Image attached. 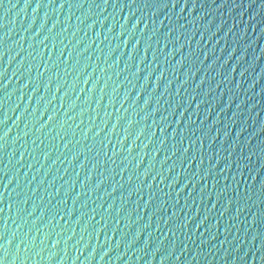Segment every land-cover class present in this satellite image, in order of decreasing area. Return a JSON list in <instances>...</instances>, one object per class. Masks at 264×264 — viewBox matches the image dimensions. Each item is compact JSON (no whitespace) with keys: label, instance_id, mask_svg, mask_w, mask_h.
I'll list each match as a JSON object with an SVG mask.
<instances>
[{"label":"water","instance_id":"1","mask_svg":"<svg viewBox=\"0 0 264 264\" xmlns=\"http://www.w3.org/2000/svg\"><path fill=\"white\" fill-rule=\"evenodd\" d=\"M67 2L72 3L73 8L69 9L67 3L63 8L58 7L61 0H41L39 8L35 7L36 0H0V72L3 73L0 85L7 81L0 87V133L8 130V135L0 140V144L6 145L0 149V233H4V238L16 234L8 246L7 259L11 260L15 253V264H20L21 260L24 264H241V255L247 253L245 260L249 264H261L260 237L253 240L252 236L255 232H264V226L252 225L250 220L244 223L250 215L248 208L230 221L235 202L222 217L220 212L233 196L234 180L240 182L242 197L244 189L252 186V201H245L252 211L264 206L258 202L253 204L259 195V181L264 177V163H261L264 156L260 153V148L264 147V0H194V8L191 6L193 0H188L183 11L185 0H109L106 8L101 0H94L101 4L103 12L95 5L88 8L93 0H86L81 8L75 7L79 0ZM173 2L175 7H172ZM163 3L168 7H163ZM108 27H112L111 32ZM97 33L100 35L96 36ZM149 35L152 38L147 41ZM158 38L160 44L156 43ZM166 38L168 44L164 47ZM125 39L127 43L123 42ZM148 42L152 47L140 63L139 57L145 55ZM63 48L61 56L59 50ZM109 49H112L111 55H107ZM129 53L133 54L131 60ZM153 55L156 61L150 63ZM59 56L60 60L66 58L72 71L56 61ZM117 58L119 63H113ZM163 69L166 72L159 81L156 73ZM148 72L152 75L146 80L144 76ZM49 78L51 83L45 88ZM168 80L172 83L166 90L164 84ZM58 82L59 90L56 88ZM156 82L159 87L153 91ZM177 87L179 92H176ZM125 95L128 99L121 103ZM148 97L151 100L145 105ZM72 103L75 106L69 110ZM176 103L185 105L181 109V113L185 112L183 116L179 110L173 111ZM152 108H158L159 112L153 113ZM53 112L56 117L48 121ZM5 115L6 121L3 120ZM161 116H166L164 123L169 124L163 134L159 131ZM175 120H182V123H174ZM58 121L67 122L61 128ZM182 126L185 137L190 134L189 129L195 128L197 137L208 129L203 148L197 142L194 149L197 160L201 152L204 154L203 165L187 164L179 152H174L173 130ZM241 128L243 131L237 136ZM98 129V134L93 135ZM141 129L143 134L136 138ZM168 133L165 144H159ZM214 135L216 140H212ZM66 140H71L67 148L64 147ZM230 142L235 143V150H229L232 151L229 157L225 149ZM129 145H132L131 151H128ZM156 147L160 151H155ZM241 147L245 156L253 150L251 163L244 161L248 168L244 169L243 176L236 172L233 163ZM100 148L104 151H99ZM45 152L48 153L46 157ZM214 154L221 159L210 161L209 157ZM166 155L169 158L163 162ZM225 158L232 167L218 174L219 184L215 185L211 177L200 180L210 163L223 168ZM29 164L32 166L28 167ZM172 164L176 167L169 172ZM218 168H213V173H217ZM161 170L166 177L164 181L156 176ZM89 174L85 188L90 192L76 197L75 205L72 193L66 204H57L68 187L64 181H75L73 192H80L81 182ZM153 176L156 178L152 179ZM176 176L178 183L167 186L168 180ZM189 176L195 184L186 180ZM29 180L31 184H27ZM97 181H101L99 188L91 190ZM18 182L19 187L9 193ZM202 184L206 185L205 194L212 193L204 200H201ZM225 184L227 190L221 192V201L212 208L210 201L215 200V193ZM147 185L159 189L156 203L149 202V207L144 205L149 192ZM137 186H141L140 192L133 190ZM56 187H60L61 192L50 196ZM33 188L35 192L31 191ZM129 190H133L131 196H128ZM16 192L21 196L17 197ZM162 193H170L171 198L167 199ZM85 197L88 199L86 207ZM9 199L19 201L11 210ZM176 200L179 202L175 203ZM160 202L165 203L166 211L161 209L165 215L177 213L175 221L183 222L188 216L193 217L186 229H177L173 236L163 219L160 227L156 226L160 214L152 216L150 207L155 208ZM121 204L131 214L126 222L121 220L115 224V209ZM34 207L36 211L32 212ZM57 207L68 214L57 217L53 222L57 227L52 228L47 224L48 210L55 212ZM94 207L96 215L85 223L87 215L84 217L82 213L91 215ZM17 208H25L32 214L26 216L25 213L22 223L16 217ZM101 215L106 217L107 227L97 232L98 223H105ZM205 215L207 219L193 233L195 224ZM149 217L152 222L144 227ZM5 218H8L7 225H4ZM225 224L229 225L227 232ZM112 227H116L115 234ZM45 232L50 233L46 239ZM121 233H125L123 239H119ZM217 233L215 239H208ZM69 234L72 238L66 240ZM21 237L28 239L32 246L26 248L20 243L17 252L16 245ZM32 237L34 240L30 239ZM133 237L135 242H131ZM202 239L205 243L201 245ZM54 240L60 243L53 245ZM173 240L175 248L171 246ZM181 241L187 248H183ZM221 241L225 242L221 244ZM3 251L0 249V256Z\"/></svg>","mask_w":264,"mask_h":264},{"label":"snow or ice","instance_id":"2","mask_svg":"<svg viewBox=\"0 0 264 264\" xmlns=\"http://www.w3.org/2000/svg\"><path fill=\"white\" fill-rule=\"evenodd\" d=\"M85 2H86V0H79V2L75 4V7L76 8L84 7L85 6ZM87 2H88V0H87ZM66 3H67V6H68L69 9L73 8L74 5L72 3H68L67 0H61V3L59 5H57V6L60 7V8H63ZM101 3L106 8L108 6V4H109V0H101ZM187 3H188V0H185L184 6L181 7V11H183L184 7L187 6ZM93 5H95V7L98 8L101 12L104 11V8L101 7V4L94 3V0L91 3H88V8L91 9L93 7ZM25 6L27 7V2H26V5ZM41 6H42L41 0H36L35 7L36 8H39ZM43 6L47 7V5H43ZM112 6L115 7V8L117 7L116 3H114V2L112 3ZM175 6H176V4H175V2H173L172 3V7H175ZM191 6L193 8L195 7L194 0H193V3L191 4ZM13 7H15V5H13ZM163 7H168V4L167 3H163ZM157 8H159V5H157ZM92 23L94 24L95 21H93ZM138 23H139V21H138ZM153 23H155V22H153ZM54 26H55V21L53 22V27ZM133 27H135V25H133ZM61 31H64V29H61ZM108 31L111 32L112 31V27L111 28L108 27ZM170 31H171V29L168 30V32H170ZM73 35H75V32H73ZM99 35H100V33H97L96 34V36H99ZM151 38H152V36L149 35L147 37V41H150ZM45 39H47V37H45ZM105 39H107V37H105ZM123 42L124 43H127V39H125ZM139 42L140 41L137 40V43H139ZM76 43L79 44L80 41L78 40ZM156 43L157 44H160L161 43V41H160L159 38L156 40ZM53 44L55 46V39L54 38H53ZM167 44H168V38L165 39V42H164V45L163 46L166 47ZM90 46L91 45H88V47H90ZM65 47H67V46H65ZM116 47H119V45H117ZM151 47H152L151 43L148 42L146 44V46H145V49H144L145 55L143 57H139V62L140 63H143V61L147 57L148 49L151 48ZM135 50H136V48H135ZM176 50H179V49H176ZM59 51H60V55L63 56L64 55L65 48L60 49ZM153 51L155 53V50H153ZM111 53H112V49H109L107 55H111ZM76 55H79V52H76ZM132 55H133L132 53H129V55H128L129 60L132 59ZM197 59H199V57H197ZM214 60H215V57H214ZM56 61H59L60 63L65 64L68 67V70L69 71H72L73 70V67H70L66 63V58L65 57H64L63 60H60V56H59V57L56 58ZM56 61L54 63H56ZM152 61H156V55H153L152 56V60L150 61V63ZM200 62L203 63L202 60ZM113 63H119V58H117L116 60H114ZM194 63H195V61H194ZM86 66L87 65H85V67ZM37 67H39V64H37ZM45 67H47V64L45 65ZM109 67H111V65H109ZM58 71H59V69H58ZM137 71H140V69L137 68ZM165 72H166V69H163V70L158 71L156 73V78L160 81V79L164 76ZM157 74H159V75H157ZM0 75H3V73L0 72ZM77 75H79V72H77ZM151 75H152L151 72L146 73L145 76H144V79L147 80L148 77L151 76ZM225 79H228V76H226ZM51 80L52 79L49 78L48 81H47V83L44 84V87L45 88L48 87V85L51 83ZM85 82H87V80ZM171 83H172V81L171 80H168L164 84V87H165L166 90H167L168 86L171 85ZM179 83L180 84H183L184 82L183 81H180ZM201 83H203V81H201ZM6 84H7V81H5V85ZM5 85H0V87H3ZM198 86L199 85H197V87ZM156 87H159V83H157V82L153 84L152 90L154 91ZM56 88H57V90L60 89V83L59 82L56 84ZM81 91H83V89H81ZM102 91H103V89H102ZM113 91H115V89H113ZM209 91H211V89H209ZM176 92H179V87L176 88ZM162 94L163 93H161V95ZM65 95H66V93H65ZM101 98H103V97H101ZM127 99H128V97H127V95H125L124 98H123V100L121 101V103H124ZM150 100H151V97H148L147 99H145L144 104L147 105L150 102ZM62 101H63V98L61 97V102ZM111 102L112 101L110 99L109 100V103H111ZM133 102H135V101H133ZM157 103H159V99L158 98H157ZM74 106H75L74 103H72L71 106L69 107V110H71V108L74 107ZM182 108H185V105L181 106L180 103H176L175 104V107L173 108V111L179 110V114L183 116L185 114V112L184 113H181V109ZM83 111H84V109H81V112H83ZM151 111L153 113H156V112H159V109L158 108H152ZM54 117H56V113L55 112H53L51 115L48 116V121H52ZM7 118H8L7 115H5L4 118H3V120L6 121ZM145 119H146V117H145ZM165 119H166V116H161L160 117V125L161 126L159 128V131L162 134L165 132L166 129L169 128V124L164 123V120ZM205 119H207V118H205ZM118 120H119V117L117 118V121ZM0 122H2V121H0ZM66 122L67 121H63L61 123V121H58V124L62 128L63 127V124L66 123ZM129 123H131V122L129 121ZM154 123H155V121H154ZM174 123L181 124L182 123V120H175ZM184 123H186V121H183V124ZM41 127H43V125H41ZM53 127H56V125H53ZM201 127H203L202 124H201ZM113 128H115V124L113 125ZM143 131H144L143 129L138 130L137 133H136V138H138L140 135H142L143 134ZM173 131L175 133V136L173 137V143L175 145L174 152H179L180 156H182L183 158H185L187 160V164L188 163L195 162V166L196 165H203V163H204V154L201 152L200 157H199V160H197V156L195 154L194 149H195V146H196L197 142H199L200 145H201V148H203L204 139H206L207 136H208V129H207V132L202 133V135L200 137H197L196 136V129L195 128L189 129L190 134L187 137H185L182 134L183 131H184V127L183 126L180 127L179 129H174ZM241 131H243V128H241L239 130V132H237L236 135L239 136ZM86 132H87V130H86ZM86 132L84 134L85 138H86ZM98 132H99V129L97 130L96 133H93V135H97ZM125 133H127V128H125ZM7 135H8V130H5L2 133H0V140H2ZM57 135H59V132H57ZM72 135H74V133H72ZM149 135L151 136V135H153V133H149ZM168 139H169V133H168V135H164V138L163 139H160L159 144L164 145L165 144V141H167ZM216 139H217L216 135L212 136V140H216ZM227 139H228V137H227ZM249 139H250V137H249ZM185 140H187V142H188V146L187 147H185ZM69 143H71V140H66L65 143H64V147L67 148ZM117 143H119V141H117ZM245 144H246V142H245ZM4 147H6L5 144H0V149H3ZM131 148H132V145H129L128 151H131ZM230 149L233 150V151L235 150V143L234 142L228 143V148L225 149V151L228 152V156L229 157L232 155V151H229ZM89 151H91V149H89ZM99 151H104V149L103 148H100ZM155 151H157V152L160 151V148L159 147H156ZM260 153H261L262 156H264V147H261L260 148ZM104 154L107 155L106 152ZM172 154L173 153H169V155H172ZM252 154H253V150L250 149L249 150V153H248V156H245L244 155V152H243V147H241V149L239 150V152L236 153V159H235V161L233 163L235 164L236 172L238 171L241 176L244 175V169L245 168H248V164L244 163V161L245 160H248V163H251L250 156ZM47 155H48V153L45 152L44 153V156L46 157ZM112 156L115 157L116 156V153L113 152ZM20 158L21 159L23 158V152L22 151L20 153ZM168 158H169L168 155L164 156L163 162L166 161V160H168ZM123 159H127V157H123ZM209 159H210V161L212 159H215L216 161H219L221 159V157L219 155H215L214 154L213 156L209 157ZM53 163H55V161H53ZM113 163H115V160H113ZM181 163H184V160L183 159L181 160ZM261 163H264V160H262ZM242 164H243V167H241ZM31 166H32L31 164L28 165V167H31ZM95 166L96 165L94 164L93 167H95ZM175 167H176V165L175 164H172L169 167L168 171L171 172L172 169H174ZM230 167H232V163H229V160L227 158L224 159V166H223V168H218V165L217 164L210 163L209 164V167L207 168V170L204 171L203 174L200 176V180H204L205 177H211L213 179V181L215 182V185L216 184H219V179L217 178L218 177V174L220 172H223L224 169L230 168ZM213 168H218L217 173H213V171H212ZM5 170H6V172H8L7 167H5ZM121 171H123V168L121 169ZM162 172H163V170H161V172H157L156 173V176H159L160 180L161 181H164L166 179V177L162 174ZM25 175H26V173H25ZM45 175H47V173H45ZM90 175L91 174H89V176H86L85 177V180L81 182V185L83 186V188H82V191H80V192H77V191L73 192V189L75 187V181H73L72 183H69L68 181H64V184H67L68 187L65 190L62 198L57 201V204H66L67 199H69V193H72L71 198L73 199V203L75 205L77 203V201L75 199L76 197L83 196L85 191H89L90 192V189H86L85 188V184L90 179ZM147 175H148V171L146 170L144 172V176L146 177ZM178 175L179 174H177V176ZM192 175L195 176L196 173H193ZM156 176H153L152 179H155ZM177 176L176 177H173L170 180H168V185L167 186L171 187L172 185H176L178 183V181L176 179ZM33 179H35V177H33ZM53 179H55V177ZM130 179H131V177H129V180ZM253 179H256V177L254 176ZM186 180H190L193 184H195V182H196V181L192 180V176H189ZM11 182H12V177L9 178V183H11ZM9 183H7V184L4 185V188L5 189L8 188V184ZM40 183H43V180H41ZM100 183H101V181H97L95 183V185H93V187L91 188V190L94 191L95 189L99 188ZM27 184H31V181L29 180L27 182ZM239 184H240V182L238 180H234L233 196L231 198H229L225 202L224 207H223V209L220 212V217H222L224 215V213L228 212L229 209H230V207L232 206V204L235 202L236 203V207H235V210L229 216V220L230 221L231 220H234L236 217H239L240 216V213L245 208H248L249 209V212H250V215H249L248 219H246L244 221V223L245 224H248L249 223V220H250L252 225H255V224L259 223L261 226H264V206L260 207L257 211H252L251 205L245 203V201H252V195H250V193H253V188H252V186L246 187L244 189V194H243V197H242L240 195V187H239ZM17 187H19V182L17 183L16 186H14L9 191V193H11L13 191V189H15ZM38 187H39V184L37 185V188ZM120 187H123V185L121 184ZM147 187L149 188V192L147 194V200H144V205L146 207H149V202H152V204H155L156 203V201L158 199V197H157V191L159 189L158 188L157 189H153V187L150 186V185H147ZM205 187H206L205 184H202L201 185V200L207 199L208 197H211L212 196V193L211 192H208L206 194L204 193L203 190H204ZM227 188H228V185L225 184L224 187L220 190V192H216L215 193V200H211L210 201V203L212 205V208H215L216 207V204L221 201V199H222L221 192L226 191ZM133 190L136 191V192H140L141 191V186H137ZM133 190H129L128 191V196H131L132 195V191ZM22 191H23V189H22ZM31 191L32 192H35L36 191V188L31 189ZM112 191L113 192L116 191V187L115 186H113ZM60 192H61L60 187H56L55 190L53 192H51L49 195L52 196V197H55ZM258 193H259V195L257 197V200L256 201H253V204H255V203L258 202L261 205H264V177H262L260 179V181H259V190H258ZM162 194L165 197H167V199H170L171 198V194L170 193H162ZM16 196L17 197H20L21 196V193L20 192H16ZM41 199H43V198H41ZM139 199H140V197L138 196L137 197V200H139ZM187 199H188V197H185V201H187ZM83 200H84V207H86L87 206V200H88L87 197H85ZM178 202H179L178 200L175 201V203H178ZM18 203H19L18 200L9 199V209L11 210L12 207L14 205H17ZM25 203H27V200H25ZM48 203L50 204L51 203V200H49ZM109 207L112 208L113 205L110 204ZM161 209H165V211H166V206H165V203L164 202H160L159 205L157 207H155V208L150 207V211L152 213V216H157V213L160 214V215L157 216L156 226L157 227H160V220L163 219L165 225H169L168 231L171 232L173 234V236L176 235L177 229H180V230L186 229L187 224H188V221L193 219L192 216H188L187 220H184L183 222L175 221V217L177 215V213L175 211L171 212L170 214L168 213L167 215H165V212H162ZM0 211H2V209H0ZM35 211H36V207L33 208V211L32 212H35ZM43 211H44V209L42 208L41 209V212H43ZM32 212H27L25 210V208H17V216L16 217H19L21 219L22 223H23V222H25L26 216H30L32 214ZM96 212H97V210L94 207V208H92L90 210L91 215H89L87 213H82V215L84 217L87 215V219L85 220V223H87V221L92 220L93 217L96 215ZM121 212H124V215L123 216L120 215ZM25 213H26V216L24 215ZM115 213H116V217H114L115 224H119L121 222V220H125V222H126L127 217L131 214V212H128L127 210H125L123 204H121L118 208L115 209ZM67 214L68 213L65 212L64 209H61V208H58V207L56 208V211L55 212H53V211H51V209H49L48 210V215L50 216V219L47 221V224L50 225L52 228H55V227H57V225L55 223H53V222L54 221H57V217H61L62 218L63 215H67ZM166 216L168 218H165ZM139 218L140 217H137V219H139ZM206 219H207V215H205L204 218L200 219L199 222H197L195 224V227L192 229V232L194 233L195 232V229L196 228H199L204 223V220H206ZM217 219L219 220V217ZM7 220H8V218H5L4 225H7ZM101 220L102 221H105V223H98V226L96 228V231L97 232H99V231H101V230H103V229H105L107 227V221H106V217L104 215H101ZM170 221H171V223H170ZM151 222H152L151 221V217H149V223L148 224H145L144 227H149V225H150ZM20 226L21 225H17V227H20ZM41 227H44V225H41ZM63 230L64 229L61 228V231H63ZM228 230H229V225L228 224H225L224 231L227 232ZM37 231H40V229H37ZM112 231L115 234L116 227H112ZM15 235L16 234L13 233L12 235L4 238V233H0V238H3V242L0 243V249H4L3 255L0 256V264H15V261L17 259L15 253L12 254V259L11 260H8L7 259L9 257L8 246L12 243V240L15 238ZM49 235H50V233L45 232L44 239H46ZM57 235H59V233H57ZM124 235H125V233H121L119 239H123ZM216 235H218V233L217 234H214L213 236L209 237L208 239L209 240L215 239L216 238ZM135 236L136 237L139 236V231L135 234ZM257 236L260 237V248L262 249V251H261V264H264V232H255L254 235L252 236V239L255 240ZM25 237H26V234H25ZM25 237H21L20 241L17 243V245H16L17 252L20 250V243H24L26 248L32 246L31 243H29V240L26 239ZM71 238H72V235L69 234L66 237V240H70ZM188 238L189 239L192 238L191 234H188ZM30 239H33L34 240V237H32ZM131 242H135V237H133V240ZM193 242H195V241H193ZM224 242L225 241H221V244H223ZM58 243H60L59 240H54L53 241V245L58 244ZM181 243L183 244V248H187V244L186 243H184L183 241H181ZM204 243H205V240H203V239L200 240V244L201 245L204 244ZM171 246L173 248H175V246H176V241L175 240L172 241ZM197 247L199 248V245H197ZM213 247H215V245H213ZM237 247H239V245H237ZM183 248L181 249V251H183ZM40 251H43V249H41ZM209 251H211V249H209ZM51 255L52 254L50 253L49 254V260H51ZM194 255H198V253H194ZM246 255H247V253H244V254L241 255V257H240L241 264H249V262H247L245 260V256ZM24 259L26 260L27 259V256H25ZM176 259H178V257ZM20 264H24L23 260L20 261ZM56 264H59V262H56ZM185 264H187V262H185Z\"/></svg>","mask_w":264,"mask_h":264}]
</instances>
